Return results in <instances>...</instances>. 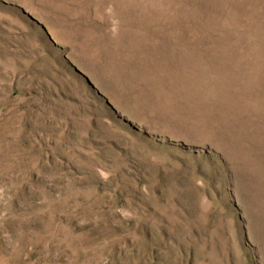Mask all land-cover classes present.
Wrapping results in <instances>:
<instances>
[{"label":"rangeland","instance_id":"1","mask_svg":"<svg viewBox=\"0 0 264 264\" xmlns=\"http://www.w3.org/2000/svg\"><path fill=\"white\" fill-rule=\"evenodd\" d=\"M0 264H264V0H0Z\"/></svg>","mask_w":264,"mask_h":264}]
</instances>
